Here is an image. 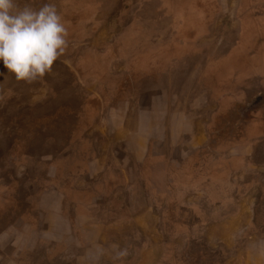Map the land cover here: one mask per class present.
<instances>
[{
  "label": "rangeland",
  "instance_id": "1",
  "mask_svg": "<svg viewBox=\"0 0 264 264\" xmlns=\"http://www.w3.org/2000/svg\"><path fill=\"white\" fill-rule=\"evenodd\" d=\"M148 1L49 0L67 28V47L51 73L30 83L7 69L0 73V219L9 225L31 205L48 203L53 198L43 191L55 183L67 196L60 205L76 221L77 241L58 249L67 264H251L253 250L246 240L264 238V169L252 162L256 148L250 147L264 135L258 128L264 126V0ZM44 3L18 0V7L39 9ZM180 12L209 19L208 28L190 41L201 69L193 77L203 95L211 93L205 108L212 107L203 117L211 128H201L198 142L205 147L183 149L173 159L159 151L162 159L151 156L144 163L145 141L139 134L129 157L111 148L126 131L120 115L124 98L139 92L148 73L123 67H142L150 50L164 49L174 39L179 44L182 37L170 35L163 16ZM205 67L209 73L203 78ZM228 98L225 108L222 101ZM107 105L117 110L112 119ZM217 111L218 117H209ZM113 125L119 130L115 138ZM101 129L97 155L107 163L104 170L90 161ZM141 129L150 138L159 132ZM238 156L241 166L234 165ZM260 156L258 163L264 153ZM240 172L249 173L248 185L238 181L237 190L233 177ZM78 243L87 255L81 260L72 255ZM44 249L36 247V258L57 253L53 246ZM261 252L264 260V247Z\"/></svg>",
  "mask_w": 264,
  "mask_h": 264
},
{
  "label": "crops",
  "instance_id": "2",
  "mask_svg": "<svg viewBox=\"0 0 264 264\" xmlns=\"http://www.w3.org/2000/svg\"><path fill=\"white\" fill-rule=\"evenodd\" d=\"M30 1L35 3L37 6H40L43 2H49V0ZM220 1L218 2L219 4L226 3L224 0L222 2ZM149 2L150 1L148 0H143V3ZM162 2H170L171 4L176 5H181L182 3L180 0H163ZM182 11H184V9ZM176 14L177 15L165 14L163 18H168L170 21H168L170 35L174 36V38L176 37L177 39L178 37H182V41L179 44H176L174 39L171 40L164 49L160 47L150 50L149 53H152V55L146 56L145 64H143V66L141 65L142 67H138L136 65H131L130 67L126 65L123 67L127 72H132L133 69L138 71L139 68H141L143 71H148V73L141 77V87L139 92H136L137 94L134 93V95H128L124 98L126 110H124L123 114L120 115H123L121 117L124 118L132 111L134 116L137 118V124L134 128H139V131L135 132L134 136L136 134L142 136V132H140L142 131L141 128H164V130H169L170 128L174 129L176 125L183 127V130L189 132L191 135L190 145L186 142L181 144V142L179 144L172 143L169 147L174 150L178 148L185 149L188 147L199 149L201 147H205L206 144L198 142L202 131L201 128H197V126L203 125V123L199 124V122L202 120V117L205 116L203 111L205 108V101L207 99L206 97H209L211 93L209 94L207 92L206 95H203L202 90H204V88L200 87L199 81L197 83V79H194L193 77L195 69H201L198 68L194 62L198 52L193 51V45L190 40H192L193 37L200 35L199 31L202 32L206 27L208 28L207 22H209V19L207 17H203L196 18V20H194L190 14L185 12ZM176 42H178V40ZM114 69L116 68H113L112 71H115ZM154 70H158L156 71V74H152L151 71ZM218 70L220 71V68H218ZM207 71L206 67L203 71H201L203 78H205L206 74L209 73ZM201 74L199 73V76ZM205 81L207 84L210 83V80L207 82L206 79ZM216 84L217 83L215 82L213 85L215 89L217 88ZM111 86L114 87L115 84L112 83L111 85H108L107 88H111ZM201 93L203 95L202 98L200 97ZM229 101L230 98L222 101L225 108H227L228 103H231ZM115 111L117 112L113 105L112 107L107 105V115L112 116L113 112L115 116ZM116 115L118 116L117 113ZM121 123H123V120ZM258 128H264V126L259 125ZM261 132L259 131V133L257 132L254 135L257 136L261 134ZM260 136L261 140H258V142L254 143V145L251 143L250 147L251 149L256 148V158H253L252 162L259 170H263L264 159L262 162L258 163V160L261 157H257V154L264 153V137H262L264 135ZM196 140L197 142L195 143ZM129 143L131 145L130 140L127 141V145L124 147L125 149L130 146ZM221 147L223 148L224 146ZM95 161L96 160H94L93 164ZM241 161H234L235 166H239L240 164L242 165L243 162L241 163ZM88 173V175H92L93 169ZM233 179L236 182V187L238 182L237 180L242 179V175L236 173ZM54 184L48 185V188H50L48 192H46V189L48 188L43 191L44 196L47 194L46 196L53 198H50L48 203H45L47 202L45 201L37 207L35 205H31L28 214L23 213V215H20V218L18 217V219L15 220L12 219L9 225H6L0 219V264H67V259L63 260V258L67 256H62L61 254H64V252H58V249H60V246L63 244H69L73 240L77 241V238L72 234L71 230H68L71 227L70 224L69 228L64 225L65 221L63 217H66L68 214L66 211L64 212L63 206L60 205V201L62 202L64 197L67 198L66 192L58 185ZM2 212L3 211L0 210V214H3ZM0 218H2L1 215ZM243 225L244 223L242 222V227ZM36 232L39 234H37V236L35 235L36 237H31ZM13 233H20L23 238H14L11 236ZM246 244L248 247L251 246L249 248L250 251L253 250L250 254V263L264 264V260L260 259L258 256L262 255L261 247H264V238L251 237L246 240ZM12 245H14V248ZM24 245L26 246L25 249ZM46 245L53 246L54 251H56L58 255L48 257V255L43 254L42 257L39 256L36 258V247H42L43 250H45L44 248ZM20 246H23L21 251H19ZM79 246L78 251L72 254L73 258L77 260H81L87 256L84 252H82L83 248L81 247V244H79ZM9 247L13 248L9 251L11 254L8 252ZM30 250L32 252H30ZM55 257L58 260L54 261ZM90 264H92V262Z\"/></svg>",
  "mask_w": 264,
  "mask_h": 264
},
{
  "label": "clouds",
  "instance_id": "3",
  "mask_svg": "<svg viewBox=\"0 0 264 264\" xmlns=\"http://www.w3.org/2000/svg\"><path fill=\"white\" fill-rule=\"evenodd\" d=\"M67 28L54 3L39 9L0 0V73L33 82L51 73L67 47Z\"/></svg>",
  "mask_w": 264,
  "mask_h": 264
},
{
  "label": "flooded vegetation",
  "instance_id": "4",
  "mask_svg": "<svg viewBox=\"0 0 264 264\" xmlns=\"http://www.w3.org/2000/svg\"><path fill=\"white\" fill-rule=\"evenodd\" d=\"M125 105V104H124ZM209 106V105H208ZM210 108L212 107V105L211 106H209ZM209 107H206V108H204V111H203V113L205 114V116L207 115V111H208V109H209ZM212 111L213 110H215L214 108L213 109H211ZM220 115V112H218L217 111V113L215 114H211V115H209V117L210 116H212L213 117V119H215L216 117H218ZM123 116V115H122ZM127 117H129V118H131L133 121V125L131 126V127H129L128 129H127V127H126V125H127V122H128V120H129V118L127 119ZM204 117V116H203ZM202 117V122H203V124L204 125H199V126H197V128H211L210 126H209V123H208V121H205L204 120V118ZM107 118H110V119H112V118H114L113 116H109V115H107ZM123 123H122V125L124 126L123 127V130L124 129H126V131H121L122 132V134L124 135V137H123V139L122 140H119V141H117V143H116V146L114 145H111V148H112V150L113 151H118L119 150V152L120 151H122L123 153H128V157L130 156V152H131V145H130V143H129V147L128 148H124L125 147V145H127V141H129L130 140V142L132 143V142H134V139H135V136L137 135H135L134 136V133L135 132H137V131H139V130H137L136 128L135 129H133L134 127H136V124H137V118L134 116V114H130V115H128V116H126V117H124L123 119ZM121 120V121H122ZM113 123H115V122H113ZM115 126L116 125H113V129H114V131H113V136H114V138H115V135H116V131H117V135H118V131L119 130H116V128H115ZM239 127V126H238ZM108 128H111V127H108ZM176 128H179V131L176 129ZM139 129V128H138ZM160 128H158V130H159ZM104 129H101L100 130V134H99V137L98 138H94L93 139V148H95V156H92L91 158H90V161H92V163L91 164H93V162H94V160H96L95 161V163L93 164V168H97V167H100L102 170H104L105 169V166H104V164H107L106 162L104 163V162H102V159H101V157L99 156V155H97V148H100V146H101V144H100V139H102L101 137H103V134H104ZM140 132H142V131H140ZM103 133V134H102ZM208 133V135H211L209 132H207ZM204 134V133H203ZM148 132L146 131V135H143L142 134V138L144 139V141H145V143H143V145H144V150H145V158L144 159H142L143 160V162L144 163H146L147 162V158H149V157H154L153 158V160L154 161H158L159 159H162L161 157H159V151H164L166 154H168V155H170V158H175V157H177L176 155L178 154V153H180L184 148H178V149H176V150H174V149H171L170 147H169V145L171 144L172 145V143L173 144H179V143H181V144H183V143H187L188 145H190V133L189 132H186L185 130H183V127H179L178 125H176L175 126V128L173 129V128H170L169 130H164V128H161L160 130H159V132L157 133V134H155V136L154 137H148ZM177 135V136H176ZM112 137V136H111ZM177 137V139H174V138H176ZM147 139V140H146ZM139 142H142V140H140ZM193 144V143H192ZM188 148H190V147H188ZM188 148H185V149H188ZM190 149H193V152H195V148H190ZM118 152V153H119ZM156 152H158V153H155ZM192 152V153H193ZM117 153V152H116ZM99 154V153H98ZM191 154V153H190ZM260 154L261 153H259V154H257V157H262V156H260ZM155 155V156H154ZM134 158H131V160H133ZM237 159V160H236ZM128 160V162H129V159H127ZM235 161H241V156L239 157H236L235 159H234ZM112 163H114V161L112 160L111 161ZM165 162V163H164ZM243 161H241V163H242ZM162 163H164V164H167V162L165 161V160H162ZM111 164V163H110ZM122 165H124V163H122ZM234 165H235V163H234ZM132 166H133V163H132ZM239 166H241V164L239 165ZM108 167H110V165H108ZM107 167V168H108ZM106 174V173H105ZM104 174V175H105ZM239 175H242V179H239V180H237V181H240L241 183L242 182H245V185L247 186L248 185V181H246L247 180V176L249 175V173H239ZM110 176V175H109ZM239 189L240 190V188H241V186H239L238 187V182H237V186H236V189ZM237 189V190H238ZM66 203L67 202V199L64 197L63 198V203ZM78 206L77 205H75V208H77ZM66 207H63V210H64V212L66 211V209H65ZM75 210V209H74ZM68 211V210H67ZM66 211V212H67ZM68 214V213H67ZM63 219H64V221H66V223H68V224H70L71 225V227H72V232H73V234L75 235V237L77 236V231H76V229H75V231H74V226L76 225V221H75V218L74 217H71V215L69 216V215H66V217H63ZM98 224H100V221L99 222H97ZM77 238V237H76ZM52 254L51 253H49V255H48V257L49 256H51ZM53 255H55V256H57L58 254L56 253H53ZM54 257V256H53ZM236 262V261H235Z\"/></svg>",
  "mask_w": 264,
  "mask_h": 264
},
{
  "label": "trees",
  "instance_id": "5",
  "mask_svg": "<svg viewBox=\"0 0 264 264\" xmlns=\"http://www.w3.org/2000/svg\"><path fill=\"white\" fill-rule=\"evenodd\" d=\"M263 58V57H262ZM264 60V59H263ZM257 73V72H256Z\"/></svg>",
  "mask_w": 264,
  "mask_h": 264
}]
</instances>
